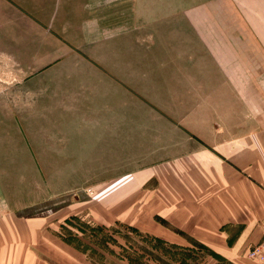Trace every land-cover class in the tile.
Here are the masks:
<instances>
[{"label":"crops","instance_id":"0c3cea01","mask_svg":"<svg viewBox=\"0 0 264 264\" xmlns=\"http://www.w3.org/2000/svg\"><path fill=\"white\" fill-rule=\"evenodd\" d=\"M99 1L0 0L9 19L0 30L3 84L34 86L36 101L50 100L38 95L40 85L76 86L68 90L66 118L53 121L55 133L37 147L55 150L51 158H68L67 149L76 148L78 163L119 166L95 188L75 192L80 202L115 204L113 221L139 198L160 196L162 219L172 225L165 228L177 230L179 240L181 232L197 239L215 254L208 255L212 264H252L245 251L264 226V122L250 125V112H264V0H246L256 13L237 9L240 16L233 5L215 12L212 3L166 13L157 31L153 23L138 28L136 8L130 26L117 21L121 13L107 25L105 0ZM85 67L93 74L74 75ZM251 67L261 71L252 82L256 93L249 89ZM46 107L53 112L51 103ZM138 112L149 120L146 130L138 129ZM71 194L45 204L65 209L74 204ZM37 209L2 212L0 264H87L48 228L53 212Z\"/></svg>","mask_w":264,"mask_h":264},{"label":"rangeland","instance_id":"374dc122","mask_svg":"<svg viewBox=\"0 0 264 264\" xmlns=\"http://www.w3.org/2000/svg\"><path fill=\"white\" fill-rule=\"evenodd\" d=\"M99 2L101 3V0ZM211 3L214 4L213 7L215 12H229L231 11L230 8L225 7L233 5L235 15L240 16L237 9L245 14H247L246 12H248V10L256 13L255 10L250 9V5L246 3V0H105L106 24H109V20H113V14L121 13L122 19H117V21L122 23L123 27L130 26L131 21L129 14L136 8L137 13L139 14L138 28L146 23H153L154 27L151 28H155V31H157L158 28H161V16L163 14H184L187 11H194L196 8H208ZM92 5L93 4H89L87 7H92ZM142 14H151L152 16L146 15V17H142ZM7 17L9 18L8 15ZM146 18L150 20L153 19V21L151 22L148 19L147 21ZM175 18H177V15H175ZM89 19L91 20L92 18ZM8 20L9 19H5V10L1 8V31L5 30V21ZM177 21L178 18L176 19V22ZM167 22L175 21L170 20ZM8 24L9 23H6V26ZM83 35L84 34H81L80 37ZM157 35L159 34L155 32V36ZM64 38L65 37H63V39ZM83 41L84 43L87 41L86 36L83 38ZM78 52L80 55L85 56L86 60L90 63H95V61L87 54L85 55L80 50H78ZM250 60H253L252 54ZM254 62L255 61H251V65H253ZM78 71H83L84 75H89L90 73L93 74V71L89 67L74 70V75H76ZM248 71L251 80L249 87L250 92L256 93L254 91L255 86H253L252 82L254 78H258V74L261 71L259 68L252 67ZM4 78L5 71L0 69V218L5 215L2 214L4 210L13 211L23 209V207L36 206L38 207L36 211L39 213L44 214L48 212L50 214L53 212L54 216L49 218V220L53 219V222H50L49 227H47L56 232H62L61 226L66 224L65 220L73 215L78 216L82 222L94 225L103 224L110 228L108 231L113 234L117 239V242L122 244L124 248L112 242H108L107 247H99L98 252L104 254V258L100 260L102 262L100 264H129L127 258H121L120 255H130L135 260H142L149 264L160 263L158 260L161 259L165 261V263L162 262V264H178L177 261L170 260L168 254L164 252L166 250L163 249L162 246L156 248L157 245L152 248L151 244L153 243V240L151 241L150 236L162 238L171 244H176L182 247L181 249L171 248L172 250L175 249L176 251L186 253V249L190 248V253L196 254L199 260L196 264L214 263L213 258L206 254L205 248L201 250L199 249L201 248L199 245L202 243L197 242V239L196 241L187 233L181 232V234H179L181 236L179 240L176 232L177 230L171 232L166 229L167 227L171 228L172 225L168 224L167 220L164 221L162 219L160 196L157 198L150 197L148 201L146 198H139L134 207H127V213L122 215L121 220L119 219L115 221L112 219L115 215V204L112 202H108V205L101 201L98 202L96 199H89L80 202L81 199H79L75 193L77 190L88 186L95 188L98 184L102 183L99 179L104 176L105 172L106 176H108V171L119 166H99L97 161L89 160V162L86 163V159H84V163H78L79 158L76 157V153L79 152L80 149L76 148L67 149V152L69 153L68 158H51L49 156H55V150L37 147L43 143L44 140H49L51 133H55V123L53 124L52 122L55 120L59 122L66 118L68 114V99L73 97V94H70L68 90L72 88L76 89V86H73L70 83L69 85H40L37 87L38 95L45 96L50 100L36 101L34 99V86H5L3 84ZM74 93L77 92L75 91ZM250 98L252 106L253 96L251 95ZM261 100V97H259L258 102L255 104V108H258V105L259 108L263 107ZM47 103H51L54 106L53 112H47ZM250 113L251 127H257L260 122H264V112H258L259 116L253 114L256 112ZM148 121H146L145 112H138L139 130H146ZM37 140L40 141L37 142ZM65 151L66 150L64 149L63 152ZM88 151L90 153H95L96 149ZM43 156H47V158L44 159ZM50 160H53V163L50 164ZM61 160H64V162L67 161L68 163H56ZM39 162H42V164ZM120 167L122 168L124 166ZM69 193H74L70 195L71 201L74 203L72 206H67L65 209H63L64 206H62L65 204L61 203L51 204L50 207H48L49 205L46 206L45 201H49L57 195L65 196ZM157 200L158 202H155ZM128 203L129 202L127 201L126 204ZM126 204L125 206H127ZM73 208H75V211L82 210L83 212L69 215L67 211H70ZM73 222L79 225V220L74 219ZM69 225L70 224L67 223V227L74 232H77L80 240L84 242V244L90 246L93 245V247L94 245L97 246V244H94L91 240H98L100 238L99 234L90 237V233L86 228L85 233H83ZM167 232H171V239L176 238L180 243L166 239V237H170L165 235ZM186 240L188 241L187 243L185 242ZM129 244L133 247H129ZM4 245L5 241L0 242L1 247H4ZM110 249L113 250V252H111ZM163 252L166 255H163ZM92 254L99 258L96 253ZM140 255H143V257H140ZM177 256H183V254L179 253ZM83 257L87 264H96L85 256V254H83ZM245 258L248 260L247 257ZM185 260V263L189 262L193 264V260L190 258H186ZM227 261L228 262L222 261L221 264H236L232 261ZM250 262L252 264H259L254 261Z\"/></svg>","mask_w":264,"mask_h":264},{"label":"trees","instance_id":"16d2710c","mask_svg":"<svg viewBox=\"0 0 264 264\" xmlns=\"http://www.w3.org/2000/svg\"><path fill=\"white\" fill-rule=\"evenodd\" d=\"M74 219L79 220L78 224H75ZM66 224L62 225V232H56L57 236L60 237L64 242H66L67 244L71 245L72 247H74L75 249L79 250L80 252H82L83 254H85V256H87L89 259H91V261L95 262L96 264H100L102 263L100 260L104 258V254L101 252H98V248H102L103 247H107L108 242H112V243H116L118 244L120 247L124 246L122 244H119L117 242V239L113 236V234L110 233V231H108L110 228H108L107 226L103 225V224H89L86 222H82L78 216H70L65 220ZM67 223L70 224V227L75 228L77 231H81L83 233H85V230L87 229L90 233V237L93 236H97L99 234L100 238L98 240H91V242H93L94 244H97V246L93 245H87L84 244V242H82L79 238V234L77 232H74L73 230H71L69 227H67ZM86 228V229H85ZM108 231V232H107ZM151 241L153 240V243L151 244V247L154 248V246H157L156 248H158L159 246L163 249H165L170 260L172 261H177L178 264H191V263H185V259L190 258L193 264H196L198 260L197 255L196 254H192L190 253L191 250L190 248H187L186 253H183L181 251H176L175 249H171V248H178L181 249L182 247L176 244H171L169 242H167L166 240H163L162 238L159 237H155V236H150ZM156 241V242H155ZM101 244V245H100ZM150 244V243H149ZM201 249H206V254L207 255H213L215 256V254H213V252L207 248L205 245H199ZM129 247H133L132 245L129 244ZM135 249V248H134ZM111 252H113V250L110 249ZM163 255H166L164 254ZM92 253H96L98 255L99 258L95 257ZM115 253V252H114ZM183 254V256H177V254ZM142 254V253H141ZM121 258H127L128 263L129 264H149L147 262H143L142 260H135L132 256L130 255H120ZM140 257H143V255H140ZM161 264L162 262L165 263V261H163V259L158 260ZM196 261V262H194ZM157 263V264H160Z\"/></svg>","mask_w":264,"mask_h":264},{"label":"built area","instance_id":"2783aa9c","mask_svg":"<svg viewBox=\"0 0 264 264\" xmlns=\"http://www.w3.org/2000/svg\"><path fill=\"white\" fill-rule=\"evenodd\" d=\"M92 194V190H87ZM245 256L250 260L259 264H264V226L261 238L254 244L248 246L245 251Z\"/></svg>","mask_w":264,"mask_h":264}]
</instances>
